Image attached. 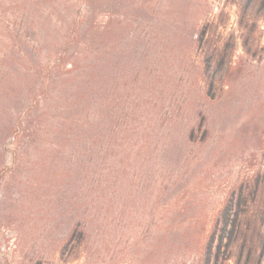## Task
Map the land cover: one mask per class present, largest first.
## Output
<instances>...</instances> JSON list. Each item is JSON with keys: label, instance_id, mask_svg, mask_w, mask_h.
<instances>
[{"label": "rangeland", "instance_id": "rangeland-1", "mask_svg": "<svg viewBox=\"0 0 264 264\" xmlns=\"http://www.w3.org/2000/svg\"><path fill=\"white\" fill-rule=\"evenodd\" d=\"M145 3L154 14L127 27L114 67L116 102L130 105L118 120L131 138L119 144L113 133L112 146L102 143L91 167L101 180L78 189L84 192L78 206L72 192L45 198L44 153L33 148L17 165L15 154L35 145L37 135L10 134L0 145V264H215L213 249L222 251L228 240L217 242L213 229L228 208L238 209L232 196H246L245 188L258 184L255 196L264 200V12L244 13L236 0ZM50 5L37 8L43 18ZM20 8L0 0V62L2 54L24 58L33 51L41 57L25 80L26 104L42 96L46 57L56 48L55 21L28 24L45 34L21 30ZM207 20L212 47H218L214 58L193 41ZM19 65L29 66L25 59ZM104 135L109 142V132ZM79 217L91 221L92 247L77 248L70 257L78 258L64 262L54 240Z\"/></svg>", "mask_w": 264, "mask_h": 264}, {"label": "trees", "instance_id": "trees-1", "mask_svg": "<svg viewBox=\"0 0 264 264\" xmlns=\"http://www.w3.org/2000/svg\"><path fill=\"white\" fill-rule=\"evenodd\" d=\"M8 2L10 6L22 7L16 15L18 28L44 34L39 25L34 27L28 24L35 19H42L43 14L37 8L50 3L48 7L51 10L43 19L51 17L55 21L52 36L55 37L56 48L53 56L46 57L45 75L40 81L42 96L36 95L35 101H30L27 105L23 103L27 98L24 97L27 92L24 85L30 65L36 66L43 61L33 51H27L24 58L19 54H2L3 60L0 63L5 67H0V145L10 134L14 138L21 133L25 134L24 137L37 135L35 145H26L15 154L17 165L23 163L22 155L30 150L44 153L47 158L40 162L43 166L40 177L45 179V198L49 199L53 195L63 197L72 192L70 200L78 206V194L84 193L78 189H84L82 186L85 184L92 189L101 180V173L95 176L91 167L98 164L102 143L112 146L113 142L110 140H113V133H118L119 144H128L127 140L131 138L130 134L127 135L130 129L126 124L121 125L122 120H118V116H122V109L129 108L130 105L124 107L121 102H116L118 98L114 67L118 60L117 47L121 35H128L127 27L133 20L140 16L147 18V12L154 14V7L147 6L145 0L141 3L137 0ZM236 4L244 13L253 14L256 10L264 12V0H236ZM76 6L77 11L74 9ZM210 23L207 20L198 26L193 34V41L203 44L206 55L214 58L218 47H212ZM39 47L43 50L45 45L40 42ZM224 54L225 52L220 53L219 58H223ZM22 59L26 60L28 67L21 68L19 63ZM6 60H9L7 64ZM209 65L207 62L205 69ZM217 65L211 66L213 71ZM210 91L209 88L208 92ZM209 93L206 95L211 96ZM106 132H109V142L104 140ZM109 177L115 183V177L111 173ZM260 190L258 184H249L245 188L246 196L240 194L235 200L232 196L230 204H235L238 209L232 213L233 208L230 207L218 217L212 236L219 243L222 240L228 242L224 244L222 251L216 247L213 249L216 252L213 256L215 264L219 260L223 263L233 260L234 264H264V200L255 196ZM114 192L115 189L112 188V193ZM79 207L82 205L79 204ZM91 226V221L84 222L79 217L63 234L55 238V252L64 262L78 258L76 255L70 257L77 248L85 250L92 247ZM255 246L260 247L257 254ZM207 250H210L209 246ZM220 252H225L224 257H220Z\"/></svg>", "mask_w": 264, "mask_h": 264}]
</instances>
